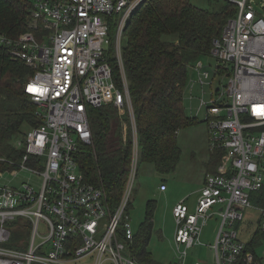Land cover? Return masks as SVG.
<instances>
[{
	"label": "built area",
	"instance_id": "built-area-1",
	"mask_svg": "<svg viewBox=\"0 0 264 264\" xmlns=\"http://www.w3.org/2000/svg\"><path fill=\"white\" fill-rule=\"evenodd\" d=\"M145 1L34 0L26 32H0L2 52L33 70L24 89L42 120L15 144L25 150L21 159L0 169V264H146L131 248L130 194L142 150L123 57L126 25ZM229 1L238 11L210 53L219 85L213 87L211 72L198 60L192 67L198 77L188 88L200 86L196 114L206 109L210 149L223 150L224 158L204 178L193 211L185 199L173 208L174 264H185L189 249L202 244L213 217L219 219L209 244L214 264H264V14L253 0ZM108 104L118 110L122 143L133 147L129 180L115 207L104 188L85 179L77 159L93 142L90 109ZM20 171L39 176L40 184L1 182L4 172ZM159 188L166 190V183Z\"/></svg>",
	"mask_w": 264,
	"mask_h": 264
},
{
	"label": "trees",
	"instance_id": "trees-1",
	"mask_svg": "<svg viewBox=\"0 0 264 264\" xmlns=\"http://www.w3.org/2000/svg\"><path fill=\"white\" fill-rule=\"evenodd\" d=\"M212 3L209 0L208 6L199 7L191 0H146L126 25L123 57L134 101L141 159L153 164L161 175L173 174L181 160L179 131L199 122L185 109L191 69L198 60L210 56L214 39L238 11L229 0H223L217 9L212 8ZM32 7L30 0H0V32L11 37L26 32ZM112 64L119 82V65L115 59ZM32 75L31 67L11 60L0 48L1 168L9 167V161H18L25 153L14 144L15 138L25 136L24 127L42 122L36 114L37 104L24 89ZM115 111L113 104L90 109L93 142L83 145L77 155L85 179L104 188L114 207L119 205L129 180L133 148L131 142L125 145L120 140H109ZM223 155V150H211L207 173H216ZM154 209V201L149 200L145 220L131 246L133 256L146 264H160L148 252ZM22 234L21 228L16 236Z\"/></svg>",
	"mask_w": 264,
	"mask_h": 264
},
{
	"label": "rangeland",
	"instance_id": "rangeland-1",
	"mask_svg": "<svg viewBox=\"0 0 264 264\" xmlns=\"http://www.w3.org/2000/svg\"><path fill=\"white\" fill-rule=\"evenodd\" d=\"M34 1V0H30ZM191 2L199 7H206L209 5V0H191ZM223 0H213L212 8L217 9ZM255 9L258 13L264 14V0H253ZM237 9V8H236ZM204 69L211 72V80L213 87L219 85V78L214 77L216 59L212 55L203 57ZM191 79L198 77V72L191 69ZM215 78V79H214ZM229 77L223 79L227 83ZM205 88H207L205 86ZM192 96V98H190ZM200 86L197 84L191 91H186L184 96L185 109L189 116L198 118V123L190 127L182 128L178 133V144L181 149V160L177 166L176 171L171 175H161L157 173L155 167L151 163H139L137 176L133 183L132 192L130 194V219H132V229L134 233L141 229L142 223L145 220L147 212L148 201L153 200L155 209L153 213V229L152 236L148 245V252L152 253L155 261L160 264L174 263L176 247L174 244L175 235V218L173 217V208L182 199H185L186 204L193 211L197 205V200L200 195L201 183L207 175V162L210 160L211 152L209 143V129L207 123L203 122L206 116V109L201 110L198 116L196 114L197 108L201 105ZM209 99V95L205 97ZM214 99L219 100V95L215 94ZM115 118L112 122L111 133L109 140L117 141L122 138L120 117L117 116L118 110L115 108ZM29 127H24V132ZM22 140V136H18L14 140L17 144ZM0 169H4L1 168ZM163 177H166V185L168 190H161ZM22 181H29L35 183L37 186L41 182V178L28 171H20L15 176L10 172H4L1 177V182L9 186L18 187ZM219 219L213 217L209 218L207 224L203 228L201 235L202 244L194 245L189 249V256L185 260V264H194L198 260L204 261L206 264H214V249L209 246L215 240L217 234V227ZM40 230L45 232L44 224H41ZM26 236V233H25ZM27 237V236H26ZM264 248H260L262 253ZM89 259H81L80 264H85Z\"/></svg>",
	"mask_w": 264,
	"mask_h": 264
},
{
	"label": "crops",
	"instance_id": "crops-1",
	"mask_svg": "<svg viewBox=\"0 0 264 264\" xmlns=\"http://www.w3.org/2000/svg\"><path fill=\"white\" fill-rule=\"evenodd\" d=\"M187 91H188V90H187ZM164 178H166V177H163V179H164ZM165 181H166V180H165ZM203 182H204V179H203V181H202V183H201V186H202ZM163 183H167V182L162 181V184H163ZM160 185H161V184H160ZM160 189H161V188H160ZM166 190H168V188H167ZM136 233H137V232H136ZM173 262H174V261H173ZM170 264H172V262H171ZM173 264H174V263H173Z\"/></svg>",
	"mask_w": 264,
	"mask_h": 264
}]
</instances>
